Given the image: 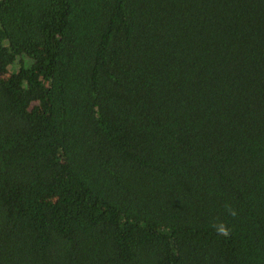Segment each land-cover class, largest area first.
I'll list each match as a JSON object with an SVG mask.
<instances>
[{
  "label": "trees",
  "instance_id": "1",
  "mask_svg": "<svg viewBox=\"0 0 264 264\" xmlns=\"http://www.w3.org/2000/svg\"><path fill=\"white\" fill-rule=\"evenodd\" d=\"M0 264H264V0H0Z\"/></svg>",
  "mask_w": 264,
  "mask_h": 264
},
{
  "label": "rangeland",
  "instance_id": "2",
  "mask_svg": "<svg viewBox=\"0 0 264 264\" xmlns=\"http://www.w3.org/2000/svg\"><path fill=\"white\" fill-rule=\"evenodd\" d=\"M22 60L25 66L27 65L31 66L33 64V61H30V59L27 57H23ZM19 61H20V58L18 57L12 65L8 66L7 70L3 71V73L1 74V77L3 79H6L12 72H15L18 68Z\"/></svg>",
  "mask_w": 264,
  "mask_h": 264
},
{
  "label": "clouds",
  "instance_id": "3",
  "mask_svg": "<svg viewBox=\"0 0 264 264\" xmlns=\"http://www.w3.org/2000/svg\"><path fill=\"white\" fill-rule=\"evenodd\" d=\"M221 233L227 235V232H225L223 229H221Z\"/></svg>",
  "mask_w": 264,
  "mask_h": 264
}]
</instances>
